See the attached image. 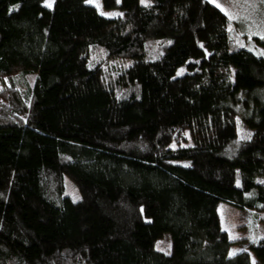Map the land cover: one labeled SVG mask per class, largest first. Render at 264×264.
<instances>
[{"label": "trees", "instance_id": "1", "mask_svg": "<svg viewBox=\"0 0 264 264\" xmlns=\"http://www.w3.org/2000/svg\"><path fill=\"white\" fill-rule=\"evenodd\" d=\"M93 1L0 0V264H253L218 206L264 211V57L209 0Z\"/></svg>", "mask_w": 264, "mask_h": 264}, {"label": "rangeland", "instance_id": "2", "mask_svg": "<svg viewBox=\"0 0 264 264\" xmlns=\"http://www.w3.org/2000/svg\"><path fill=\"white\" fill-rule=\"evenodd\" d=\"M52 0L51 6H48V0H44L45 6L52 8L54 5ZM93 1V0H92ZM219 7L229 18V29L234 36V41L238 46L247 48L258 56L264 57V0H209ZM97 10L95 17L91 20L108 21L122 14L119 8L107 9L103 7L101 0L99 3L93 1ZM147 4V0H142ZM85 14H69L60 15V17H80ZM88 22L84 19L83 23ZM101 22V23H102ZM66 25L82 24V20L68 18L64 22ZM133 60L131 58H112L104 64L106 69L113 70L122 66H129ZM37 75L29 74L27 76H16L14 82L18 87L23 88L26 84L31 87L35 85ZM5 82H10L6 79ZM2 82L0 87H2ZM239 137L240 139L249 138L253 134V130L248 128L239 119ZM66 194L74 200L80 199V193L70 179L66 178ZM221 227L225 230L232 241L230 255L233 256L240 251H249L252 255L253 264H256V256L253 247L262 238H264V211H258L248 208H241L233 203L221 201L218 206ZM157 246L161 249H169L171 241L169 237L160 239Z\"/></svg>", "mask_w": 264, "mask_h": 264}, {"label": "snow or ice", "instance_id": "3", "mask_svg": "<svg viewBox=\"0 0 264 264\" xmlns=\"http://www.w3.org/2000/svg\"><path fill=\"white\" fill-rule=\"evenodd\" d=\"M52 0H48V6H51Z\"/></svg>", "mask_w": 264, "mask_h": 264}]
</instances>
